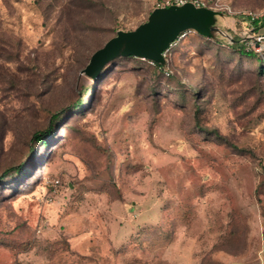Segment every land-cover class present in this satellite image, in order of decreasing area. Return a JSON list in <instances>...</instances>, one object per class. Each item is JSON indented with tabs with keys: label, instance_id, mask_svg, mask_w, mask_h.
Listing matches in <instances>:
<instances>
[{
	"label": "rangeland",
	"instance_id": "1",
	"mask_svg": "<svg viewBox=\"0 0 264 264\" xmlns=\"http://www.w3.org/2000/svg\"><path fill=\"white\" fill-rule=\"evenodd\" d=\"M202 1L218 30L169 76L123 58L95 80L92 54L162 0H0V173L27 171L0 182V264H264V75L231 48L264 0Z\"/></svg>",
	"mask_w": 264,
	"mask_h": 264
},
{
	"label": "water",
	"instance_id": "2",
	"mask_svg": "<svg viewBox=\"0 0 264 264\" xmlns=\"http://www.w3.org/2000/svg\"><path fill=\"white\" fill-rule=\"evenodd\" d=\"M213 15V10L196 8L190 3L157 8L134 31H119L95 51L84 73L96 79L106 64L120 57H138L163 65L164 52L176 42L180 33L189 29L201 34L218 30L209 26Z\"/></svg>",
	"mask_w": 264,
	"mask_h": 264
},
{
	"label": "trees",
	"instance_id": "3",
	"mask_svg": "<svg viewBox=\"0 0 264 264\" xmlns=\"http://www.w3.org/2000/svg\"><path fill=\"white\" fill-rule=\"evenodd\" d=\"M161 6H163V7L166 6V0H162ZM261 21L264 23V18ZM258 22H260V20H254V24L255 25H258ZM256 30H258V28H256ZM189 36H191V34H188L182 40L174 43L170 47V49L168 50V52L171 51L172 49H174V47L178 46V43L186 40ZM234 41H235V44H233V46H231V48L232 49H235L243 57H246V58H254L256 60L257 64L259 65V73H261L262 75H264L263 59L260 57V53L261 52H256L253 49H247L246 45L243 44L244 41H242L241 38L236 39ZM123 58H127V59L128 58H131V59H137V60L143 61L147 65L151 66L154 69L164 70V74H166V76H169L170 75V73L166 70L165 65H160V64H157V63L151 64L150 61H148V60H141V58H138V57H120V58H117V59L109 62L108 64H106L104 66V68L102 69L101 73L98 75V77L95 80H100L101 78H103L105 76V74L109 71L110 67L117 60L123 59ZM75 105H76L75 106V110H78V111L84 110V107H82V105L79 104V101ZM62 115H63V112L54 113L52 115V117H53V123H52V125H49L45 130H41L39 132L34 133L32 135V142H34V144H41L43 147L48 146L49 145L48 139H50V138H52L54 136L56 130L59 127V121H60ZM54 124L57 125V126H55ZM32 153L33 152L31 151V154ZM12 172L13 173H16V175L18 177H21V178H25L26 175H27V171L24 168V163H21V164H19L16 167H10L6 171L0 173V182L5 181L7 178L12 177L13 176Z\"/></svg>",
	"mask_w": 264,
	"mask_h": 264
},
{
	"label": "built area",
	"instance_id": "4",
	"mask_svg": "<svg viewBox=\"0 0 264 264\" xmlns=\"http://www.w3.org/2000/svg\"><path fill=\"white\" fill-rule=\"evenodd\" d=\"M187 3L192 4L196 8H206V9L213 10L206 2H204L202 0H192L190 2H188L186 0H166V6L165 7H170V6H183V5L187 4ZM194 32H195L194 30L189 29V30H186V31L180 33V35L178 36L176 42L182 40L188 34H191V33H194ZM250 39H251V44H250L249 49H253L256 52H262L264 50V33H262V34H255V33H253L250 36ZM168 50L166 52H164V54H163L164 57L166 56V53L168 52ZM151 64H154V62H151ZM55 184L56 185L60 184V181L59 180H56L55 181Z\"/></svg>",
	"mask_w": 264,
	"mask_h": 264
}]
</instances>
